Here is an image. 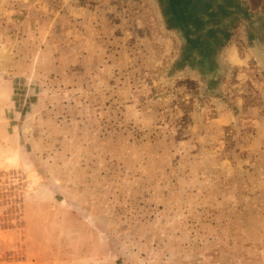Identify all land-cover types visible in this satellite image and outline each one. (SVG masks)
Returning a JSON list of instances; mask_svg holds the SVG:
<instances>
[{
    "label": "rangeland",
    "instance_id": "374dc122",
    "mask_svg": "<svg viewBox=\"0 0 264 264\" xmlns=\"http://www.w3.org/2000/svg\"><path fill=\"white\" fill-rule=\"evenodd\" d=\"M164 5L0 0V264H264V68Z\"/></svg>",
    "mask_w": 264,
    "mask_h": 264
},
{
    "label": "crops",
    "instance_id": "0c3cea01",
    "mask_svg": "<svg viewBox=\"0 0 264 264\" xmlns=\"http://www.w3.org/2000/svg\"><path fill=\"white\" fill-rule=\"evenodd\" d=\"M174 1L183 12L190 34L205 46L208 55L221 59L225 48L239 33L240 43L264 68V0ZM162 2L169 9L167 0Z\"/></svg>",
    "mask_w": 264,
    "mask_h": 264
},
{
    "label": "water",
    "instance_id": "95a60500",
    "mask_svg": "<svg viewBox=\"0 0 264 264\" xmlns=\"http://www.w3.org/2000/svg\"><path fill=\"white\" fill-rule=\"evenodd\" d=\"M169 9L165 8V13L170 23L176 27L182 34L183 39L187 47L193 50H200L203 52L204 57H208L207 51H205V46L201 44L197 39L190 34V29L188 28L186 21L184 19L183 12L174 0H167ZM167 6V5H166Z\"/></svg>",
    "mask_w": 264,
    "mask_h": 264
}]
</instances>
